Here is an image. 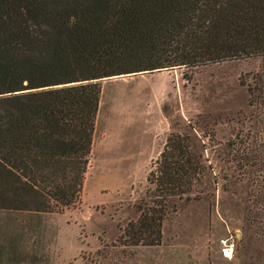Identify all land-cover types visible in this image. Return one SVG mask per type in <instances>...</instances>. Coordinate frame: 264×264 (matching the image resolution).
<instances>
[{
	"label": "trees",
	"instance_id": "16d2710c",
	"mask_svg": "<svg viewBox=\"0 0 264 264\" xmlns=\"http://www.w3.org/2000/svg\"><path fill=\"white\" fill-rule=\"evenodd\" d=\"M252 57L264 58V0H0V231L79 204L99 79ZM204 172L192 138L169 134L116 243L160 245L169 199ZM19 237L0 241V260Z\"/></svg>",
	"mask_w": 264,
	"mask_h": 264
},
{
	"label": "rangeland",
	"instance_id": "374dc122",
	"mask_svg": "<svg viewBox=\"0 0 264 264\" xmlns=\"http://www.w3.org/2000/svg\"><path fill=\"white\" fill-rule=\"evenodd\" d=\"M97 84L79 204L40 214L30 232L2 228L3 243L13 233L21 237L0 264H264V103L249 106L246 92L252 85L264 98V58ZM172 133L197 145L205 166L200 184L187 199H169L175 212L162 222L160 245L120 246L119 230L136 219L140 200L147 202L146 172ZM228 236L233 251L220 258L216 240Z\"/></svg>",
	"mask_w": 264,
	"mask_h": 264
},
{
	"label": "built area",
	"instance_id": "2783aa9c",
	"mask_svg": "<svg viewBox=\"0 0 264 264\" xmlns=\"http://www.w3.org/2000/svg\"><path fill=\"white\" fill-rule=\"evenodd\" d=\"M217 253L220 258H228L231 255L234 244L231 236L221 237L216 240Z\"/></svg>",
	"mask_w": 264,
	"mask_h": 264
},
{
	"label": "water",
	"instance_id": "95a60500",
	"mask_svg": "<svg viewBox=\"0 0 264 264\" xmlns=\"http://www.w3.org/2000/svg\"><path fill=\"white\" fill-rule=\"evenodd\" d=\"M140 73H148V72L144 71V72H140ZM134 74L135 73H133V74H127V75H134ZM119 76H124V75L111 76V77L101 78L99 80H105V79H109V78H112V77H119ZM71 84H73V83H71ZM66 85H68V84H66ZM66 85H63V86H66Z\"/></svg>",
	"mask_w": 264,
	"mask_h": 264
}]
</instances>
